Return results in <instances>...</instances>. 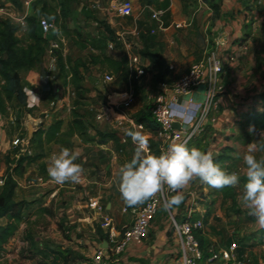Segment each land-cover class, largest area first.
Returning a JSON list of instances; mask_svg holds the SVG:
<instances>
[{"label":"crops","instance_id":"1","mask_svg":"<svg viewBox=\"0 0 264 264\" xmlns=\"http://www.w3.org/2000/svg\"><path fill=\"white\" fill-rule=\"evenodd\" d=\"M25 1L26 0H22V4L15 5L11 1L0 0V5L6 6L8 10L11 11V15L15 19L14 22L16 24H18L16 22L17 19L22 17L24 14H28V17L33 16L36 19L43 17L40 5H35L37 0H33L30 6H25ZM48 1L52 6L57 7L58 12L64 9L74 12L80 11L82 8V4L79 5L73 0H61L62 3L58 1ZM175 1L176 0H167L169 16L167 19L165 17V20L168 23L169 28L166 32H157V37L154 38V42L157 44V46L152 49L153 53L163 52L162 54L166 58L168 64L173 67L168 79L169 81L184 74L190 65L194 63V50L191 47L185 45L184 41L180 37L181 33L174 28L181 27L183 24L184 27L187 26L186 19L184 17L179 18L174 11ZM126 2L131 6V13H134L136 10L140 9L142 11L145 10L141 0H126ZM217 5L220 6V4ZM151 8H155L156 10L163 9V7L160 6L158 0H153V5ZM110 9L118 10V7L115 8L114 1H112ZM242 20L243 17L240 15V17L236 19V22H234L241 23ZM66 21V18L61 19V23H66ZM111 24H113V22H111ZM150 25L152 28L157 27V24L152 20H150ZM19 26L21 27V30L19 31L18 35L22 36L25 27H22L21 25ZM84 39H82V41ZM65 40L66 45L61 50V54H63L65 57L69 56L72 60H77L81 57H84L86 52L87 54L89 53L92 55L90 52L95 51L91 50V48L81 50L74 41H70L67 38ZM68 46L73 49V54L76 53V51H80L82 55L77 59L73 58V54L71 55V50L67 49ZM233 51L230 53L228 52V55H230ZM228 55L226 57H228ZM35 72L40 78L42 73L41 69L38 67ZM122 82V86L118 87V92L115 93L116 98L119 99L117 102L123 100L129 91V89H127V83L124 81ZM38 85L31 89L33 96H35V93L38 91ZM59 87V95H55L52 101H50L49 97L43 96L42 93L39 94V97L36 99L37 110L34 111L30 123L26 124L30 139L37 129L41 127L47 129L52 123L58 120L64 121V132L68 129V124L72 120L71 112L72 110L77 109L72 106L73 100L70 99L68 102H65L62 96V91L67 93L70 91V87H68L66 90L65 87L60 83ZM144 89L147 98L143 105L136 111V114L144 109V105L150 106L151 94H149V92H151V89H148L147 87ZM135 94L136 97L134 104L138 100L139 96L138 93L135 92ZM203 95L204 88L199 87L193 96H191V98H193L191 102L186 99H182L179 105L172 106L174 117L178 123L181 122L184 127L187 128L193 124L200 110V105L203 101ZM91 97H93V94H91ZM224 101V97L220 98V105H224ZM251 106L254 108L259 107L253 104H244L242 107H239L236 110L232 108L225 109L223 114L218 116L217 123L213 126L212 131H210L212 136L218 138L213 144L214 148L199 149L206 152L211 151L214 155V158L223 154L225 152V147H231L233 150V152L227 153L231 157H233V155L241 154L240 152L242 149L234 148L232 145V140L228 138H230L231 135H235L237 128L242 127L239 122L241 121L244 113L253 109ZM17 113L18 112L12 111L10 118H6L0 114L1 175L7 174V170L10 166V164L7 162V159L10 158V160L13 161L18 157V155H16V150L12 148V140H14L18 135L17 133L11 135L10 130L6 129V124H8V122H12ZM118 118H121L118 113L114 112L111 114V125L113 128H115L114 125L117 124ZM35 124L36 127L34 128ZM90 124L94 129L106 132L104 130V127H106V122H97L91 118ZM121 126L123 129H125L127 124H122ZM245 128L247 129L249 127ZM132 131L133 130H130V132ZM110 132L113 131L110 130ZM148 132L151 133L150 131ZM221 135H223V137H220ZM126 137H128V134ZM94 146L95 147L82 142V140L77 136L73 138H61L57 143H51L50 145L46 146L44 158L36 164L28 167L24 176L18 179L15 200L17 202H35V205L32 206L27 212V219L21 225V228L16 236L12 238L5 246L4 252L0 256V264H39L40 262L50 263L53 260V257L51 256L42 258L39 255L35 256L34 259L25 258L26 255L29 257L28 250L32 252L33 246H35V248H44L46 244H48L50 247L61 248L62 250L70 249L73 254H76L81 258L76 259L78 264H92V258L96 249L103 245V243L97 239L95 226H101L106 217H110L112 224L118 229H121L125 226H130L134 222L136 212L143 205L131 208L127 207L123 203L119 193V169L122 165H119L117 161L118 157L115 155V153L119 156L121 153H124L125 148L117 151L116 148H105L107 145ZM62 148H69L79 152L80 158L77 162L81 163L85 169L82 182L79 184H54L49 188L36 184V180L40 176H43L46 180L51 179L47 174V167L50 163V157L53 154H58ZM152 151L154 152L153 149ZM32 152H34V148H32ZM111 155L112 157H110ZM218 164L220 167L229 165L231 167L235 166L233 158ZM234 168H237V165ZM41 172L44 175H41ZM34 174L35 180H33ZM194 183L195 182H193V184ZM201 184L190 185L186 189H189L192 186L195 188L192 190L194 192L200 188ZM210 189L211 188L209 186L204 185V187L198 190L199 193H192L191 198L184 200V207H177L173 209V215L182 220L185 219V215L188 210H191L192 218H194V220H204L206 225L205 237L207 242L211 245L210 249L215 251L224 250L227 249L232 243L237 242L239 245L240 259L242 261H248L251 263L253 260L251 264H255V260L258 259L257 255L260 253L258 263L264 264V259H262L263 256L261 257L262 252H264V246L259 248L253 246L242 250L240 243L235 238L237 235H244L245 228L241 227V225H237V222H235L236 216L231 212V199H224L223 194L218 195V191L216 190L217 200L214 202L211 200V198L214 199L215 196L212 194L213 192H210ZM91 200L98 201L103 206V210L95 211L90 209L89 202ZM58 202L59 205L66 203V208L60 209V211H54L51 209L50 205L52 206V203L56 204ZM170 216V214H165L160 207L156 219L150 226L149 235L146 240L141 243H129L124 251L118 255L113 254L111 248L108 246V249H105L108 264H174V259L179 254L180 242L172 227ZM51 218L54 219L57 225L53 224L50 228H48V230H53L56 234L54 239L49 240L50 237L48 236L46 237L48 240H45L39 235H45L44 232L46 229L42 224L43 222H46V220H51ZM6 223V219L0 221L1 225H6ZM253 236L250 239L251 244H259L256 235L254 237ZM32 242H34V245Z\"/></svg>","mask_w":264,"mask_h":264},{"label":"rangeland","instance_id":"2","mask_svg":"<svg viewBox=\"0 0 264 264\" xmlns=\"http://www.w3.org/2000/svg\"><path fill=\"white\" fill-rule=\"evenodd\" d=\"M73 1L77 2L79 5L82 4V8L80 11L69 12V16L66 18V23H62L60 28H57V34L61 38L65 37V39L69 33L70 35L74 36H83V38H85L86 42L89 44L91 50H95L91 51V54H106L114 58H119L129 50L121 42L118 43L117 46L115 45V50H110L109 47L103 45L102 42H99L100 39H98V36L100 35L103 38L105 31L103 27L99 30L96 20L110 25L116 33L123 36L130 50L135 53L143 49V45L139 40V32L141 30L147 34L149 41L154 40V38L157 37L158 33H151V14L148 9L143 11L141 9L136 10L130 15L121 17L117 10L110 9L112 1H114L115 8L117 7L118 3L116 0ZM158 2L160 3V6L163 7L167 0H158ZM214 2L215 4H220L219 12H215L212 9L211 6L214 4ZM154 10L156 9L154 8ZM174 11L179 18L184 17L186 19V27H184L183 24L181 27L174 28L181 33L180 37L184 41L185 45L191 47L194 50V55L192 54L194 56V62L202 60L205 56L213 52H218L220 55L224 56V58H227L226 56L228 55V52L230 53L233 50V52H236L237 54L236 62L233 64L228 63L222 76V91L219 94V97H224L225 101L224 105L219 106L216 116H221L225 109L232 108L236 110L237 108L242 107L244 104H253L259 106V94L264 90V0H176ZM240 15L243 17L242 22L235 23L236 19H238ZM110 21L113 22V24H111ZM242 44H246L248 46L247 51H239V48ZM67 49L71 50L72 55L73 49H71L69 46ZM81 55L82 54L80 51H76V53H74L72 56L73 58L77 59ZM89 55L90 54H87L86 52L84 57ZM48 61V58H46L45 62L48 63ZM89 69L90 70H83L84 74H82V76H85V79L82 83H80L81 89L76 90L73 86H70V91L67 93L62 91V96L65 102H68L70 99L73 100L72 106H74L80 112L90 115L95 120L96 114L102 109L108 107L107 102L110 100L112 102H117L119 100L116 98L115 93L118 92V87L122 86L123 82L121 78L117 77L113 84L106 85L102 82V80L99 79L98 75L102 74L101 72L107 73L109 72L108 70L102 71L97 67L91 66ZM148 72L150 73L148 77L140 80V82L132 83L133 89L136 93H138L139 96L136 103L128 111H126L128 117L135 115L136 111L145 102L147 96L145 95L144 88L147 87L148 89L154 90L156 87L155 74H151L152 71L150 70ZM38 76L39 75L36 74L35 71L21 74L23 86L27 94L30 96L32 95L31 89L38 85ZM58 83L63 85L62 78L59 79ZM129 88L130 86L127 83V89ZM91 94H93V97H91ZM149 94H151V92H149ZM42 95L49 97L50 101H52L55 97V93L53 92H42ZM26 101L28 108H30L35 105L37 100L31 96V98H28ZM147 106L148 105H144L146 110L148 108ZM15 107L17 110V102H15ZM32 116L33 114L20 115V118H22L20 122L13 125H11V122H8V124H6V129L12 131L18 129L17 135L19 137L22 135L29 137L26 124L30 123ZM35 127L36 124L34 128ZM212 128L213 126H210L205 134L195 138L189 144V147L214 148L213 144L218 138L210 134ZM249 128L246 129L245 127H239L237 128L235 135H231L230 138H228L232 140V145L234 148L242 149L240 152L241 154L233 155V157H231L234 159L235 166L237 165V168H234L235 166L231 167L230 165L221 167L229 173L238 172L240 173L241 177L244 175V165L242 160L243 154L246 152L247 147L251 142L259 139L258 135L250 134ZM253 129L255 133L264 131V128L253 127ZM104 130L106 132H110V130L114 131L113 126L109 125V123H106ZM129 133L130 132L126 133L128 134V143L124 144L123 147L125 148V154L121 153V155L118 156L115 153V155L118 157L117 161L119 165H123L126 161H129L136 149V145L130 140L131 136H129ZM141 133L148 137V146L154 150L156 155H159L157 151L160 145L159 140L148 131H143ZM92 134H94L93 131H90V135ZM220 137H223V135ZM261 142H264V138H261ZM92 146L95 147L94 145ZM31 148L34 147L31 146ZM105 148H113V146L112 144H108ZM122 149L118 148L116 150L120 151ZM110 157H112V155ZM41 175L44 174L42 173ZM33 176V180H35V174ZM194 184L200 185L201 183L199 181H195ZM194 184L192 183L191 185ZM204 185L205 184H201L200 188L194 192H198V190L204 187ZM194 189L195 188L191 186L189 189L184 190V195H186L184 200L189 198L187 194L193 192L192 190ZM210 190V192H213L212 194L215 196L214 199L211 198V200L216 202V189L211 188ZM230 190H233L236 194L239 191V189L234 188H230ZM220 194L223 193L219 191L218 195ZM65 205L66 203L59 205L58 202L56 204L52 203V206L50 205V207L54 211H60V209L66 208ZM183 205L184 202L180 204L178 208H181ZM174 208L177 207H170L169 209L171 212H169L164 203L161 205L162 211L167 215L170 213L174 214ZM234 208L239 210L240 213L236 215ZM231 212L236 216L235 222H237V225H241V227L245 228L244 235H234L240 243L242 250L253 246L256 248L264 246V231L258 232L256 230L255 221H251L248 218L247 213L243 211L238 206V204L234 205L233 201ZM53 224L57 225L53 218L43 222L42 225L46 229L44 232L45 235L39 236L45 240H48L46 239L48 236L50 237L49 240L54 239L56 234L55 231L50 229L48 230V228H50ZM253 235H256L259 244H251L250 239ZM30 254L36 253L34 252ZM259 255L260 253L257 255L258 259ZM261 257L264 259V252H262ZM25 258L29 259L28 255H26ZM258 259L255 260V264H259Z\"/></svg>","mask_w":264,"mask_h":264},{"label":"trees","instance_id":"3","mask_svg":"<svg viewBox=\"0 0 264 264\" xmlns=\"http://www.w3.org/2000/svg\"><path fill=\"white\" fill-rule=\"evenodd\" d=\"M11 1L15 5L22 4V0H7ZM53 2H61V0H51ZM215 1V0H214ZM62 3V2H61ZM145 10L152 7L153 0H141ZM35 5H40L43 17L55 24L59 29L62 25L61 19L69 16L68 9H64L58 12L57 7L52 6L48 0H37ZM212 9L215 12H219V6L212 4ZM163 10H168V2L163 5ZM169 12V10H168ZM168 14V13H167ZM169 16V14L166 16ZM38 20L33 16L25 19V29L22 36L18 33L21 27L11 20H0V114L6 118L11 117V112H18L11 125L19 123L22 118L20 115H32L37 110V105H33L28 108L27 101L31 96L27 94L23 83L22 73H30L38 69L44 72L43 63L48 49V41L41 34L38 26ZM97 21L99 30L104 28L103 38L99 35V42L109 47V44L117 46L118 35L111 28L110 25ZM168 25V23H167ZM152 28V26H151ZM152 30V29H151ZM69 33V32H68ZM59 37V36H58ZM67 39L74 41L75 44L81 49L86 50L90 48L89 44L83 36L67 34ZM82 39H84L82 41ZM139 40L143 45V49L137 53L141 55L143 59H148L151 62L152 68L156 70L155 73V85L164 83L170 77V65L162 53H153L157 44L154 40L149 41L146 33L141 30L139 32ZM60 68V78L63 80V86L67 90L68 87L73 86L76 90H80V83L84 81L82 76L83 70H90L89 67L95 66L100 70H108L115 77L121 78L122 81L128 83L130 79V69L127 53L125 52L121 57L114 58L106 54H92L86 57H81L77 60H72L69 56L65 57L61 52L59 53L58 60ZM80 95V94H78ZM33 97V96H32ZM15 102L18 104L16 110ZM147 110L144 108L137 114L133 115V118L141 124H144L147 129L155 136L158 131V126L153 121L150 106H147ZM20 114V115H19ZM72 120L68 124V129L64 132V121L58 120L52 123L47 129L43 127L37 129L30 139V143L34 146V152L32 155L21 154L19 150H16L17 158L13 161L10 158L7 162L10 164L7 170V177L4 186L0 189V221L7 220L6 225L0 224V256L4 252L5 246L10 242L12 238L16 236L21 228V225L27 219V212L35 202L15 200V193L18 187V179L23 177L28 167L36 164L42 160L45 156V148L51 143H57L61 138H73L78 137L82 142L92 145H108L112 144L113 148L122 149L124 144L121 143L119 137L113 132H102L94 129L90 124V115L82 113L78 110H72ZM242 127L254 126L257 128H264V90L259 94V107L253 108L243 114L241 121L239 122ZM18 129L12 131L10 134L14 135ZM90 131H94V135H90ZM22 137H27L23 135ZM225 152L215 157L216 163H222L231 159V156L227 153L232 152L231 147H225ZM158 151V150H157ZM159 153V151H158ZM243 183V177H242ZM222 192L224 198L231 199L236 203V193L230 188H224L218 190ZM184 206H181V208ZM184 209V208H183ZM236 214H239V210L234 208ZM251 221H255L254 217L248 216ZM194 220V218H191ZM97 239L104 242H109L108 231L102 229L101 226H95ZM70 231V230H67ZM68 237V236H67ZM195 237L197 238L200 248L203 253V261L201 264H209L208 259L211 256V245L207 242L204 232L195 231ZM33 240V239H32ZM34 245V242H32ZM38 246V245H37ZM32 252L28 250L29 258L34 259L35 256H41L47 258L53 257L50 263L40 262L39 264H78L76 259H81L78 255L73 254L70 249L50 247L48 244L44 248L32 247ZM36 254H30V253ZM73 256V257H72Z\"/></svg>","mask_w":264,"mask_h":264},{"label":"built area","instance_id":"4","mask_svg":"<svg viewBox=\"0 0 264 264\" xmlns=\"http://www.w3.org/2000/svg\"><path fill=\"white\" fill-rule=\"evenodd\" d=\"M33 0H26L25 6H30ZM118 5L117 12L120 16L125 17L131 14V6L126 0H116ZM151 14V20L157 24V27L152 28L151 33L156 34L157 32H166L169 28L165 17L167 16L168 10H154L149 8ZM28 14H24L22 17L17 19V23L22 27L26 26L25 19ZM0 20H11L14 22V18L11 15V11L6 6H0ZM38 26L40 34L47 39L48 49L44 58L43 69L39 78L38 91L35 96L37 99L39 94L42 92L55 93L59 95V79H60V68L58 64L59 53L66 45L65 38L58 37L57 27L55 24L42 17L38 20ZM118 41L123 43L129 50L126 52L129 69L130 79L128 85L130 86L125 98L119 102H107L108 107L102 109L95 116L97 122H106L109 125L112 124L111 114L116 112L121 118L117 119V124L113 133H116L121 143H128L126 133L133 131H149L144 124L138 123L133 117H128L126 111H128L135 102V90L133 89V82H140V80L148 77L151 74H155V70L152 68L151 62L148 59H143L140 54L132 52L128 47L127 42L123 36L118 34ZM109 49L114 50V44H109ZM248 50L246 44H242L239 51L245 52ZM237 54L232 52L225 59L218 52H213L205 56L202 60L196 61L190 65L188 70L181 76L167 80L164 83L158 84L154 90H151L150 95V111L152 114L153 121L158 126V131L155 137L159 140L160 145L158 147L159 154L166 151L168 146L173 143H186L189 144L198 136L203 135L210 126H214L218 117L216 116L219 106L220 97L219 94L222 91L221 79L226 70L227 64L235 63ZM48 58V63L45 59ZM170 70L173 67L170 66ZM98 77L106 85H111L115 82L116 78L110 73L101 72ZM204 88L203 101L200 105L198 115L190 127H184L179 122L180 130L174 127L178 121L175 119L172 106L179 105L182 99L192 101L193 94L199 88ZM110 105V106H109ZM122 124H127L125 129L122 128ZM23 136V135H22ZM17 136L12 140V148L19 150L21 154L32 155V148L29 137ZM1 138V134H0ZM132 141V139H130ZM147 151L151 154H155L152 149L148 146ZM1 156V153H0ZM7 174H0V188L5 184ZM36 184L45 186L47 188L56 184L51 179L46 180L43 176H40L36 180ZM190 192L187 194L191 198ZM174 195L171 191L165 187L164 191L158 195L155 199H152L145 203L137 212L134 222L130 226H125L121 229L116 228L112 224L110 217H106L101 224V228L108 231L109 242L108 245L111 248L113 254H120L124 251L126 246L131 243H141L148 238L149 229L151 224L157 217L158 210L162 203L166 206L169 212L170 209L167 207V200L169 197ZM186 196V195H184ZM89 208L95 211H102L103 206L98 202L91 200L89 202ZM171 224L180 242L179 254L174 259V264H201L203 261V253L200 248V244L195 237V231L206 232V225L203 219L192 220V211L188 210L185 215V219H178L172 213ZM211 256L208 259L209 264H250L248 261H242L239 254V245L237 242L232 243L227 249L215 251L210 249ZM92 264H108L106 259L105 249L99 247L96 249L95 254L92 258Z\"/></svg>","mask_w":264,"mask_h":264},{"label":"clouds","instance_id":"5","mask_svg":"<svg viewBox=\"0 0 264 264\" xmlns=\"http://www.w3.org/2000/svg\"><path fill=\"white\" fill-rule=\"evenodd\" d=\"M249 132L259 139L251 142L243 154V183L240 173L222 169L211 151L173 142L159 155L151 154L147 151L148 137L139 131L130 132L136 149L132 158L119 169V193L123 203L130 208L142 206L167 187L174 193L168 198L167 207H178L184 202V190L199 181L216 190L239 189L238 206L255 218L258 232L264 231V142H261L264 131L255 133L250 126ZM79 158V152L62 148L50 157L48 176L58 185L81 183L85 169L77 162Z\"/></svg>","mask_w":264,"mask_h":264},{"label":"water","instance_id":"6","mask_svg":"<svg viewBox=\"0 0 264 264\" xmlns=\"http://www.w3.org/2000/svg\"><path fill=\"white\" fill-rule=\"evenodd\" d=\"M174 127H175L176 129H178V130H180V128H181L179 123H175V124H174ZM108 246H109V245H108L107 242H104L103 245H102L103 249H108Z\"/></svg>","mask_w":264,"mask_h":264}]
</instances>
